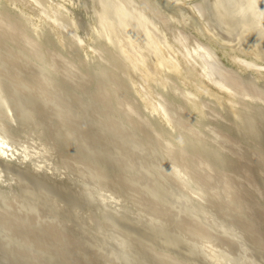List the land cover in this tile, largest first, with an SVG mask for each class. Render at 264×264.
<instances>
[{
	"label": "bare ground",
	"instance_id": "6f19581e",
	"mask_svg": "<svg viewBox=\"0 0 264 264\" xmlns=\"http://www.w3.org/2000/svg\"><path fill=\"white\" fill-rule=\"evenodd\" d=\"M260 180L264 0H0V264H264Z\"/></svg>",
	"mask_w": 264,
	"mask_h": 264
},
{
	"label": "rangeland",
	"instance_id": "374dc122",
	"mask_svg": "<svg viewBox=\"0 0 264 264\" xmlns=\"http://www.w3.org/2000/svg\"><path fill=\"white\" fill-rule=\"evenodd\" d=\"M68 172V171H67ZM259 178V177H258ZM59 182V181H58ZM60 182H62V181H60ZM261 182V180L260 181H257V190H258V192L257 193H252V195H251V197H248V198H246V200H247V204H249V206L245 203L244 204V206H246V208L243 206V208H245V210L246 211H249V213H250V211L251 212H253L254 214L253 215H256V216H258V217H255V221H256V227L258 228L257 230H258V236L260 235V236H262V237H258L259 239H260V241H261V243L259 242L258 243V245L256 244V249L258 250L257 252L259 253V255H260V257L261 258H263L264 259V221H262V220H264V213H263V210H264V202H259V200L261 199V200H263L264 201V198H262V196H264V184H261L260 183ZM58 185H59V183H58ZM261 189V190H260ZM260 190V191H259ZM58 191H59V189H58ZM263 191V192H262ZM60 193H62L61 195H59L58 196V198L62 201V204L64 205V207H65V209L67 210V212H68V214H69V217L72 219V221H74L75 223H81V221L84 219L85 221L84 222H86V224L88 225V223H87V221H86V219L88 220L89 219V217L87 218V216H86V214H90V213H94V214H96L97 213V215H91V218L92 219H96V221L98 220V219H101L102 217H103V214H98V210H96V209H89L88 207H85L79 200H78V198H77V201H75V200H73L74 199V197H75V194H74V192H72V191H70L69 189L67 190V191H65L64 189L62 190V191H59ZM59 193V194H60ZM262 195V196H260L261 198H259V196L258 197H256L255 198V196L254 195ZM78 195V194H77ZM252 198H253V200H252ZM257 199V200H256ZM253 201V202H250V201ZM256 200V201H255ZM250 202V203H249ZM258 203V204H257ZM261 204V205H260ZM77 206L76 208L74 207V206ZM250 205H252V206H250ZM257 205V206H256ZM259 205V206H258ZM256 206V207H255ZM251 209H250V208ZM255 207V208H254ZM77 210H80L82 213V215L81 214H77ZM256 210H258V211H256ZM90 212V213H89ZM263 215V216H262ZM94 216H96V217H94ZM257 219H258V221H257ZM260 222H263V223H260ZM261 225V226H260ZM80 226H82L83 228H87V226H85V223H83V224H80ZM89 226V225H88ZM261 227V228H260ZM85 228V229H86ZM262 229V230H261ZM256 230V231H257ZM262 231V232H261ZM86 236H88L87 238H88V242H91L92 243V240L90 241L89 239H93L94 238V236L92 235V233H90V231L89 232H87L86 231V233H84ZM84 236V235H83ZM262 248V249H261ZM263 261V260H262Z\"/></svg>",
	"mask_w": 264,
	"mask_h": 264
}]
</instances>
